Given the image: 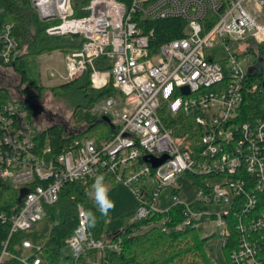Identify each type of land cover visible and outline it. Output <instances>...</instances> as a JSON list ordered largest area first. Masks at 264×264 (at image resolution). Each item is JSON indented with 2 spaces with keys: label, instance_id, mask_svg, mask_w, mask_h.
I'll return each mask as SVG.
<instances>
[{
  "label": "built area",
  "instance_id": "2783aa9c",
  "mask_svg": "<svg viewBox=\"0 0 264 264\" xmlns=\"http://www.w3.org/2000/svg\"><path fill=\"white\" fill-rule=\"evenodd\" d=\"M32 4L42 20H58L47 28L49 36H83L81 48L66 55L62 78L73 81L88 74L95 91L113 80L122 101L110 96L96 111L113 116L122 106L114 122L120 131L110 141L97 145L83 140L74 150L49 158L50 150L39 151L37 124L29 110L12 96L7 102L0 95V185L26 193L18 205L0 209V228L7 227L6 239L0 240V264H45L36 255L19 256L18 246L33 248L27 240L31 227L59 202L67 184L113 174L118 182L137 185L132 188L140 201L136 221L168 212L170 208L162 212L157 207L160 194L170 187L174 197L179 195L177 179L187 174L201 192L192 205L176 198L172 206H183L185 219L178 229L212 220L216 232L221 230L216 233L219 247L229 251L228 264H264V118L240 120L244 92L258 87L249 85L254 60L245 54L253 43L264 45V0H91L82 17L75 16L73 0ZM168 19L184 21L185 36L158 43L145 21ZM217 47H224L226 58L207 54ZM20 54L15 25H0V66L12 69ZM165 155L168 159L156 169L145 162L136 167L140 158ZM148 177L156 183L150 196L143 189ZM198 203L222 210L193 212L191 206ZM79 221L63 264H79L88 250L122 251L121 238L105 243L93 237L83 208ZM168 222L167 217L133 234L153 226L169 233ZM21 234L27 237L15 243Z\"/></svg>",
  "mask_w": 264,
  "mask_h": 264
},
{
  "label": "trees",
  "instance_id": "16d2710c",
  "mask_svg": "<svg viewBox=\"0 0 264 264\" xmlns=\"http://www.w3.org/2000/svg\"><path fill=\"white\" fill-rule=\"evenodd\" d=\"M90 1L73 0L76 17L86 15L85 12H80L78 5L83 8ZM120 1L129 2V0ZM58 23V20H42L33 7L32 0H0V25L14 24L19 40L21 54L12 66V70L19 78L18 87L22 96L18 100L19 103L29 110L31 117L37 122V114L41 106L39 102L45 90L50 89L55 95H65L72 90H77L82 98L73 115L74 123L78 126L83 125L79 130H68L62 124L52 125L41 130L36 125L35 140L38 143L39 151L50 150L49 158H55L74 150L77 147V142L83 140H93L97 145L103 141H110L120 131V126L114 124V120L110 116L91 112V108L101 100L110 96L121 97L113 87V80L101 91L92 89L88 74L52 88L44 87L31 80V66L39 57L54 51L69 54L79 50L82 46L81 39L72 36L50 37L46 34L47 28ZM145 23L154 30L158 43L185 36L186 23L180 19L146 20ZM31 25L36 28V34L34 40L29 43L28 36L31 34ZM25 46L28 47V51L23 52ZM248 54L253 56L256 65H264V45L253 43L245 55ZM247 77L250 87L252 85H258V87L255 91L246 90L244 92V103L240 115V120L243 123L264 118V70L252 67ZM0 95L7 102L12 99L11 91L7 87H0ZM106 117L111 119L114 127L105 120ZM141 165H144V158L139 159L136 167ZM103 177L104 184L109 189L118 184L117 176L114 174ZM94 182L95 180L91 182L77 181L67 184L61 193L59 202L45 209V217H52L55 221L50 240L40 252L45 264H63L68 259L65 249L67 241L76 234L80 227V208H83L86 214L92 213L95 217L94 226L88 217L89 231L93 237L105 243L118 241L121 238L122 251L117 253L111 250L105 252L88 250L80 257L79 264H95V262L98 264H182L188 256L191 257L189 264H213L205 250L208 237H203L198 228L178 229V226L182 225L185 220L184 207L181 205L171 206L168 212L133 222L119 231L113 233L107 231L105 220L95 205ZM135 186L137 185H130V188ZM155 186L153 177L144 180L143 189L147 196L152 194ZM20 196L19 189L6 184L0 185V209L8 211L7 206L18 205ZM167 217L170 220L166 223L169 233L164 232L160 226H153L142 233L133 234V230L148 226L150 223H159ZM6 237L7 227L0 228V240H4ZM25 237H27L26 234L18 235L14 242ZM228 254L229 251L226 250V257ZM4 264L22 263L9 260Z\"/></svg>",
  "mask_w": 264,
  "mask_h": 264
},
{
  "label": "rangeland",
  "instance_id": "374dc122",
  "mask_svg": "<svg viewBox=\"0 0 264 264\" xmlns=\"http://www.w3.org/2000/svg\"><path fill=\"white\" fill-rule=\"evenodd\" d=\"M78 8L80 12L83 13L81 5H78ZM30 33L31 34L28 36L29 43L34 40V35L36 34V28L34 25H31ZM27 46L24 47L23 52L28 51ZM237 48L238 45H234L233 50H237L239 53L240 51ZM207 54L216 56V59L218 60L226 58L228 55L224 47H217L213 50H209L207 51ZM66 55L67 54L62 51H54L51 54L39 57L31 66V80L47 88L57 87L70 82L69 80L62 78V76L65 77L67 74ZM251 67H254L257 70H264V65H256L254 62H252ZM52 74L55 76L52 77ZM0 85H4L10 89L11 96L14 100L22 98L18 87V75L12 69L0 66ZM115 98L122 101L121 97ZM81 99L82 98L77 90H72L65 95H55L50 89L45 90L39 102L41 106L37 114V126L42 130L52 125L62 124L68 130H79L83 127V125L78 126L74 123L73 115L76 110V106ZM97 105L98 103L91 108V112L99 113L96 111ZM121 110L122 106H118L113 116H107H110L114 122H117L118 117L116 114H119ZM219 183L220 182L218 181H214L213 184L218 185ZM177 185L180 186V190L179 195H175L176 197L172 195V188L167 187L162 190L157 203L159 211H167L176 202V198L178 197L181 203L192 205L201 192L200 186L194 184L192 179H190L187 174H181L178 177ZM109 197L115 202V209L111 210L107 216L102 215L105 220L107 231L113 233L127 227L133 222H136V209L139 207L140 201L135 194L134 189L130 188V186L124 182H118V184L109 189ZM191 209L193 212H208L210 214H217L222 210L220 206L205 203L195 204L191 206ZM54 223L55 221L52 217H44L41 221L31 227L28 232L30 235L27 240L31 242L33 248L31 250H24L21 246H18L17 250L21 259H27L32 255H36L37 257L43 259V255L36 252L37 249L43 247L50 240ZM198 228L203 237H206V232L210 233V237L206 241L205 245V250L209 258L214 259L215 261L217 259L220 264L223 262L227 263L225 251H223L218 245L219 236L216 233H219L221 230L218 229L216 232L217 227L212 220L208 221V223H201ZM70 252L71 248L66 247L65 253L69 254ZM190 260L191 257L188 256L182 264H189ZM95 264H98V262H95Z\"/></svg>",
  "mask_w": 264,
  "mask_h": 264
},
{
  "label": "clouds",
  "instance_id": "9594fccd",
  "mask_svg": "<svg viewBox=\"0 0 264 264\" xmlns=\"http://www.w3.org/2000/svg\"><path fill=\"white\" fill-rule=\"evenodd\" d=\"M94 201L97 211L103 216H107L111 210L115 209V202L109 197V188L104 184L103 175L97 176L93 185ZM94 226L95 217L92 213L87 214Z\"/></svg>",
  "mask_w": 264,
  "mask_h": 264
},
{
  "label": "water",
  "instance_id": "95a60500",
  "mask_svg": "<svg viewBox=\"0 0 264 264\" xmlns=\"http://www.w3.org/2000/svg\"><path fill=\"white\" fill-rule=\"evenodd\" d=\"M47 18H49V16L46 17V18H44V20H46ZM72 37L79 39V38H81L83 36L80 33H75V34H72ZM182 90L185 93H188L189 92V89L187 87L183 88ZM105 120L108 123H111L112 124L110 118L106 117ZM112 127H114L113 124H112ZM167 159H168V156L167 155L163 156L162 158H155V157H152V156H146V157H144V162L147 163V164H149V165H151V167L153 169H156L159 166H161L163 163H165ZM25 194H26L25 191H23L22 194H21L20 200L25 196Z\"/></svg>",
  "mask_w": 264,
  "mask_h": 264
}]
</instances>
